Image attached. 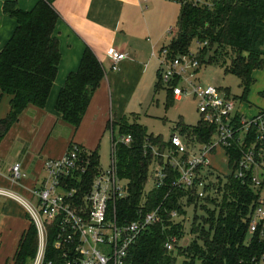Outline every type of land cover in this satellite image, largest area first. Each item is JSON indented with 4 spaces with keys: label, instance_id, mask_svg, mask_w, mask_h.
Wrapping results in <instances>:
<instances>
[{
    "label": "trees",
    "instance_id": "trees-1",
    "mask_svg": "<svg viewBox=\"0 0 264 264\" xmlns=\"http://www.w3.org/2000/svg\"><path fill=\"white\" fill-rule=\"evenodd\" d=\"M54 1L39 0L28 11L19 8L16 0L4 5L5 13L16 19L17 26L0 52V100L5 94L12 96L10 112L0 119V143L28 105L45 107L57 77L61 52L54 35L59 19ZM177 1L181 3L178 31L164 47L169 48L171 56H176L188 53L192 42L198 41L204 45L198 52L200 64L214 63L223 67L226 73L236 75L244 88L242 99L247 98L255 81L253 72L264 64V0ZM207 56L209 58L205 60ZM104 76L103 64L87 47L79 68L68 75L57 97L55 108L65 122L76 128L81 125ZM163 86L159 78L157 89ZM222 89L232 96L229 88ZM168 91L170 99L175 101L169 88ZM116 126L118 136L114 133V142L120 136L132 137L129 144H115L119 175L130 186L129 197L118 204L119 221L138 220L141 213L157 208L161 211V221L146 229L131 247L129 260L132 264H176L178 256L184 257L183 264H261L264 260V222L258 224L253 234L249 233L254 211L264 191L252 187L253 170L243 178L232 173H218L215 181L210 177L208 194L200 197L196 188L174 186L180 174L166 165L165 184L154 188L148 183L151 169L156 163L164 164V160L152 147L146 148V144L163 153L172 147L171 142L150 134L146 127L127 118ZM176 127L193 142H208L214 131L203 120L194 126L180 121ZM255 138L252 131L248 143ZM262 146L264 140L259 141V148ZM225 152L229 157V169H235L241 151L234 146ZM88 153L92 167L96 169L98 150ZM191 206L195 215L187 227L189 243L183 245L181 239L186 233L187 220L180 218L187 215L186 209ZM198 209L203 211L202 215L197 213ZM173 211L179 216L174 217ZM172 235L180 244L169 251L165 241ZM37 250L38 232L31 222L11 264H33ZM58 256L59 252L50 241L44 264L59 259Z\"/></svg>",
    "mask_w": 264,
    "mask_h": 264
},
{
    "label": "crops",
    "instance_id": "crops-1",
    "mask_svg": "<svg viewBox=\"0 0 264 264\" xmlns=\"http://www.w3.org/2000/svg\"><path fill=\"white\" fill-rule=\"evenodd\" d=\"M7 1L13 0H0V52L17 26L16 19L4 11ZM16 1L28 11L39 0ZM53 6L59 14L54 35L61 60L49 98L43 108L28 105L0 143V188L25 201L31 197L30 189L44 180L46 159L62 157L71 143H77L87 151L98 150L100 161L99 146L105 134L109 132L112 140L117 123L125 118L137 122L141 106L157 91L161 51L177 33L181 12L177 0H55ZM87 47L103 64L105 76L76 128L62 119L55 105ZM111 48L127 53L115 70L107 57ZM253 77L247 98L235 97L237 111L248 117L264 109V64ZM11 98L2 96L0 119L10 112ZM16 163L21 164L22 172L18 182L11 180ZM210 164L222 174L229 173V157L221 148L210 156ZM30 225L31 218L18 199L0 196V264L12 263Z\"/></svg>",
    "mask_w": 264,
    "mask_h": 264
},
{
    "label": "built area",
    "instance_id": "built-area-1",
    "mask_svg": "<svg viewBox=\"0 0 264 264\" xmlns=\"http://www.w3.org/2000/svg\"><path fill=\"white\" fill-rule=\"evenodd\" d=\"M168 31L174 32L172 27ZM107 57L115 70L118 62L127 58V53L111 48ZM200 69L198 54L188 52L171 56L168 47L161 51L159 78L162 84L178 101L194 96L202 120L214 131L208 142H193L182 135L175 124L170 136L172 147L163 153L152 147L164 160V164L151 174L152 186L165 184V167L169 165L180 174L174 186L196 188L199 196L204 197L216 170L210 164V156L216 149L236 146L241 157L229 173L243 178L253 170L252 187L263 191L264 146L259 148V141L264 140V109L252 117L238 112L236 99L220 86L202 84ZM237 115H240L239 119ZM252 131L256 138L248 143ZM131 141L130 135H124L114 142L112 135L110 165L105 168L99 161L96 169L92 167L88 151L82 145L71 143L62 157L45 160V178L30 189L31 197L27 201L0 188V196L13 197L25 206L37 228L38 250L33 264H44L50 241L59 252V259L47 264H132L129 260L131 247L146 229L161 221V211L160 208L145 214L140 211V218L129 222H120L117 217L118 204L129 197L130 186L119 175L115 144ZM21 177V164L16 163L11 169V180L18 182ZM172 215L179 216L176 211ZM261 222H264V191L254 211L249 233L253 234ZM179 244V239L172 235L165 241V248L172 251Z\"/></svg>",
    "mask_w": 264,
    "mask_h": 264
},
{
    "label": "rangeland",
    "instance_id": "rangeland-1",
    "mask_svg": "<svg viewBox=\"0 0 264 264\" xmlns=\"http://www.w3.org/2000/svg\"><path fill=\"white\" fill-rule=\"evenodd\" d=\"M200 2L203 3L205 0H201ZM174 28H176V26H174ZM203 46L204 45L195 40L192 42L189 52L197 55ZM208 58L209 57L207 56L205 60ZM199 78L204 85L214 84L216 86L229 88L231 95L234 97L242 98L244 93V88L241 86L239 78L232 73H226L225 69L220 65L204 62L201 65ZM131 118L134 120L133 117ZM135 121L146 127L150 134H153L156 137L161 136L165 141L168 142V140L170 141V136L175 124L183 121L187 125H198L199 122L202 121V115L198 110V101L194 96L184 97L179 101H173L169 97L168 88L163 86L159 87L149 99V101L141 106L140 112L136 116ZM117 134L118 129H116V135ZM147 147L153 146L147 143L146 148ZM111 151V136L110 133L107 132L102 138L99 146L100 163L105 168L110 165L112 160ZM159 165L161 164L156 163V165L152 167L151 171ZM217 172L222 174L221 172L215 170L214 175L211 176L213 181L216 180V175H218ZM150 178L151 175L148 178V183L152 185V180ZM186 211L187 215L180 218L187 220V223L185 222L186 233L181 239V243L183 245L189 243V234H187L189 229L187 227H190L192 219L195 215V209L193 206L188 207ZM197 213L202 215L203 211L198 209ZM183 262L184 257L178 256L176 264H183ZM197 264H199V262ZM261 264H264V260L261 262Z\"/></svg>",
    "mask_w": 264,
    "mask_h": 264
}]
</instances>
